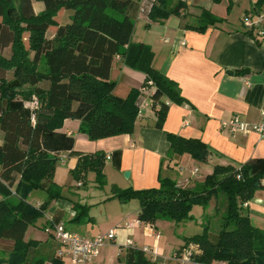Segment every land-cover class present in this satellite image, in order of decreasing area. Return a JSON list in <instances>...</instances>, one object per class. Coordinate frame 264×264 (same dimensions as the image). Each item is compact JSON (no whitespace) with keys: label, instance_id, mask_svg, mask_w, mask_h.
Masks as SVG:
<instances>
[{"label":"trees","instance_id":"1","mask_svg":"<svg viewBox=\"0 0 264 264\" xmlns=\"http://www.w3.org/2000/svg\"><path fill=\"white\" fill-rule=\"evenodd\" d=\"M44 10L36 13L33 0H0V238L14 241L8 263L0 264H63L57 256L44 258L32 252L38 240L25 239L30 225H34L46 211L47 204L62 196L63 187L54 181L58 156L43 146L42 137L60 129L68 118L79 119L80 131L96 140L120 134H132L139 116L140 88H132L125 98L116 95L117 82L111 79L113 63L120 56L125 65L146 74L157 92L172 102L184 104L179 85L154 67L155 52L143 42L133 41L140 0H39ZM221 2L222 0H214ZM264 0H255L254 9L260 12ZM184 0H155L149 11L154 22L171 15H181ZM70 20L60 22L61 11ZM228 10H231L229 5ZM224 19L204 10L197 24L186 27L205 32L209 25ZM58 26L54 37H47L50 26ZM29 32V46L24 33ZM252 29L246 33L253 35ZM11 48V56L5 50ZM33 51V56L31 57ZM45 61L46 70L40 69ZM13 70V78L8 73ZM36 96L40 109L32 119V111L25 100ZM157 128L162 129L169 104L160 101ZM170 156L189 153L194 159L206 161L213 152L200 139L167 133ZM106 153L97 151L80 156L71 170L75 179H85L89 171L96 173L99 187L107 183L104 173ZM21 175L15 188L10 185L13 175ZM45 179L52 180L47 188V200L41 206L28 201V194L40 189ZM264 179V159L242 165H220L194 188H183L176 181L159 178L160 187L143 189L113 186V197L122 202H140L139 219L155 223L164 218L176 223L193 218L195 205L208 207L212 197L221 193L226 208L220 230L211 231L209 224L203 231L185 236V245L196 244L199 252L192 259L202 264H264V229L256 226L245 208L255 197ZM75 222L89 216V205L74 204ZM217 210L219 208L217 206ZM122 258V257H121ZM124 264H155L143 248L129 245Z\"/></svg>","mask_w":264,"mask_h":264},{"label":"crops","instance_id":"2","mask_svg":"<svg viewBox=\"0 0 264 264\" xmlns=\"http://www.w3.org/2000/svg\"><path fill=\"white\" fill-rule=\"evenodd\" d=\"M184 1L187 7L181 9L180 16L171 15L153 22L149 18L151 7L147 8L150 1L140 0L146 10H140L132 37L133 41L152 47L155 52L154 67L179 85L186 100L184 104L174 103L167 96L159 94L156 86L143 92L141 88L146 74L125 65L122 58L117 56L111 71V79L117 82L116 95L125 98L135 87L141 91L139 106L151 102L138 116L135 131L132 134L91 140L80 131L79 119L68 118L60 129L43 135L44 148L58 156L53 177L63 189L62 196L47 204L44 215L34 225H30L25 234L26 240L40 242L35 248L39 249L35 252L40 254L39 257L56 256L60 247L54 236L46 231L52 218L56 223L65 222L73 231L79 232L78 229H81L87 235L115 230V238L108 240L100 255L89 264H124L126 248L129 246L127 239L140 248L147 246L157 249L159 255L156 260L151 254H146L155 264L163 263L185 245V236L194 235L185 234L188 228L193 227L192 221L189 219L176 223L164 218L153 224L141 221L140 202L137 199L122 202L113 197V186L136 189L160 187L159 178L162 176L176 181L183 188H194L214 171L217 164L237 166L264 159V138L259 133L254 130L231 132L221 127L222 120L234 115H240L251 125L264 119V34L260 36L253 30L254 36L246 33L249 28L243 22L246 16L264 18V6L260 12H256L255 0H205L207 5L198 0ZM33 5L35 9L34 0ZM204 10L224 20L209 25L205 32L187 28V24H197ZM138 20H143L140 25L144 27L139 31ZM119 77L122 78L120 82L116 79ZM119 88L124 91L120 93ZM160 101L169 104L162 129L156 125ZM29 103L30 100H25L26 106ZM171 131L186 138L200 139L213 152L206 161L196 160L189 153L170 156L167 133ZM1 136L0 132V139ZM97 151L106 153L104 173L107 183L104 187L98 186L93 171H89L82 180H76L71 173L81 155ZM195 168H198L196 173ZM20 177L19 173L13 175L10 180L12 188H15ZM51 182L50 179L43 180L40 189L28 194V201L36 206L44 204ZM86 185V189H81ZM75 203L89 205L92 219L80 223L73 221ZM198 207L203 206L195 205L190 213L193 214ZM245 208L252 222L264 229V179L260 181L255 197L248 201ZM203 209L202 219L196 221L197 225L207 224L205 219L217 207L211 201ZM196 230L195 234H198L203 228ZM184 248L199 252L193 243ZM44 264L51 262L48 259ZM184 264L202 263L191 259ZM216 264L227 262L217 261Z\"/></svg>","mask_w":264,"mask_h":264},{"label":"built area","instance_id":"3","mask_svg":"<svg viewBox=\"0 0 264 264\" xmlns=\"http://www.w3.org/2000/svg\"><path fill=\"white\" fill-rule=\"evenodd\" d=\"M141 3V11H145L146 7ZM244 25L253 31H257L258 35L264 34V18L262 16L254 18L246 16L243 19ZM154 86L153 81H149L148 84L142 86L143 92L148 91V88ZM151 105V102L142 103L139 106V115L141 116L146 108ZM32 111V119L36 118V112L40 109V103L36 96L30 100L27 105ZM221 127L231 132H251L256 131L264 138V119L258 123L251 125L240 117V115H234L227 120L221 121ZM195 173L198 172V168L194 169ZM248 203H245L247 205ZM140 220V219H139ZM51 223L46 227V231L51 233L54 238L60 244L58 249L59 257H69L72 264H89L94 258L100 255L103 246L108 240L115 238V230H111L109 233H98L95 235H87L69 229L65 222L56 223L51 218ZM127 244L133 245L131 239H127ZM146 253L151 254L156 260L158 254L157 249L145 247L143 248ZM194 250L192 248H183L177 251L170 259L163 261L159 264H184L186 261L192 259Z\"/></svg>","mask_w":264,"mask_h":264},{"label":"rangeland","instance_id":"4","mask_svg":"<svg viewBox=\"0 0 264 264\" xmlns=\"http://www.w3.org/2000/svg\"><path fill=\"white\" fill-rule=\"evenodd\" d=\"M149 1L150 2L147 4V6L149 5V7H147V8H150L151 7V4H153L155 2V0H149ZM198 1L201 4L207 5V2L205 0H198ZM34 2H35V7H36L35 8L36 10L35 9L34 10H35L36 13H39V12H41V11L44 10V8L42 9V7H43L42 1L34 0ZM57 17H58L57 20H59L62 23L67 22V21L70 20V14L69 13H66L63 10L59 13V15ZM142 22H143V20H138L137 21V23H139L138 24V31H139V29H143L144 28L143 25H140ZM56 30H57V27H55L54 25L53 26H50V28L47 31V37H52L53 35H55ZM29 37H30V33L29 32H25L24 33V41H25V43H26L27 46H29ZM11 52H12L11 51V48H8L7 50H5V55L7 57H10L11 56ZM31 54L32 55H30V56L32 57L33 56V51H32ZM39 66H40V69L41 70H46L47 69L44 60L41 61V63H40ZM8 78L9 79L13 78V70H10V72L8 73ZM116 79H118V81L120 82L122 78L119 77V78H116ZM118 91H120V93H121L124 90H121V88H119ZM86 187H87V185L84 186V187H82L81 189H86ZM226 198L227 197L224 194L221 193L219 196L212 197V199H211L213 205L216 204V207L218 206V208H219V211L218 212H216L217 210L215 211L213 209L212 214H210L211 216H209L208 218L205 219L206 220V223L209 224V225H211L210 228H211V231H213V232H217L221 228V224H222V221H223V215H224L225 208H226V203H227ZM205 208H207V207H205ZM200 210L202 212H200ZM203 210H204L203 207H200L199 209H195L193 211L194 217L189 220V221H192V224L191 225H193V227L188 228L186 230V233L185 234H195L196 231H197L196 229H198V231H200L201 228H203L202 225H197V223H196V221L201 218V213H203ZM78 230L81 233H84L81 229H78ZM13 249H14V242H12L9 239H0V258H2L4 260V263H8V261L10 260V254L12 253ZM36 250L37 249H34V251L32 252V255H35L33 257V260H35L36 256H39L40 255V254L38 255V254L35 253ZM177 251H179V250H177ZM56 256H57V258H59V259L62 260L63 264H71L70 258L68 256L67 257L66 256L65 257H59L58 254Z\"/></svg>","mask_w":264,"mask_h":264},{"label":"water","instance_id":"5","mask_svg":"<svg viewBox=\"0 0 264 264\" xmlns=\"http://www.w3.org/2000/svg\"><path fill=\"white\" fill-rule=\"evenodd\" d=\"M126 175H129V172H126Z\"/></svg>","mask_w":264,"mask_h":264}]
</instances>
